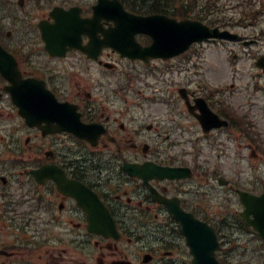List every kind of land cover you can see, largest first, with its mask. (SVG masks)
Listing matches in <instances>:
<instances>
[{
  "label": "flooded vegetation",
  "instance_id": "flooded-vegetation-1",
  "mask_svg": "<svg viewBox=\"0 0 264 264\" xmlns=\"http://www.w3.org/2000/svg\"><path fill=\"white\" fill-rule=\"evenodd\" d=\"M33 1H0V43L40 94L41 101L32 104L33 116L47 117L28 126L9 93L11 83L0 73V264H175L178 257L188 258L182 222L171 210L214 222L218 230L223 225L202 213L226 210L209 205L215 180L201 171L208 162L180 156L181 135L172 138L178 127L167 129L164 122L154 121L160 116L148 108L150 96L123 92L131 91L137 77L130 73L138 66L146 72L141 75L153 76L148 72L152 68L184 59L178 63L183 69L195 58L185 54L149 63L123 58L114 49L89 46V35L101 40L102 32L116 25L94 18L99 0ZM56 6L65 11L77 7V16L90 19L83 27L82 48L64 56L50 55L38 29L41 21L54 23ZM136 41L142 47L152 44L147 35H137ZM121 65L123 71L118 70ZM121 71L128 86L118 83ZM199 97L189 90L187 105L196 106ZM213 109L233 123L225 107ZM192 117L184 132L197 145L200 139L189 126L199 122ZM127 165L141 166L147 178L152 165L190 168L192 177L153 178L146 185L143 177L128 173ZM86 210H109L119 235L89 231Z\"/></svg>",
  "mask_w": 264,
  "mask_h": 264
},
{
  "label": "rangeland",
  "instance_id": "rangeland-1",
  "mask_svg": "<svg viewBox=\"0 0 264 264\" xmlns=\"http://www.w3.org/2000/svg\"><path fill=\"white\" fill-rule=\"evenodd\" d=\"M215 1L218 5L211 9L214 12V18L220 19L222 22L228 24L229 30L238 34L243 33L248 39L264 28V19L262 25L258 26H255L253 25L254 23L248 21L244 23L240 21L238 24V18L241 14L238 4L242 5L246 0ZM138 2H141V0H138ZM262 47L261 51H259L258 46L247 47L244 49L239 44L232 43H228L227 45H224V47H207L204 51L205 53L201 56L204 59L199 60V62L195 64V71L204 70L206 72L207 81L210 84L209 87L214 88L213 86H220L221 88H224L226 99L231 106L238 110L240 114L249 116L255 122L258 132H260L264 138V75L258 73L252 64L254 58L259 53H264V43ZM229 48L232 50L234 49L232 54L228 52ZM242 52H244V59ZM234 53L239 55L238 64L233 62L232 58ZM234 67H237L238 69L234 70ZM122 69L123 67L121 65L120 70ZM189 71V69H185L184 71H178L170 75H167L168 72H165L164 77L158 79L153 77L155 75H141L146 72L137 68L130 73V75L137 77V79H133L130 84V86H132L131 91L125 90L123 94L133 96L146 94L155 96V100L148 103V108L151 110L152 114L154 116L159 115L161 117L160 119L165 122L170 123L171 121H179L176 125L178 127H184L192 122V118L185 109L178 106L174 114L175 116L167 118L166 110L168 108L164 106L163 110L160 103H155L156 101H162L160 99L162 96L178 95L180 85L190 84L191 86V83L197 80V76L194 73H189ZM117 77L119 84H125L128 86V77L126 78L122 71L118 72ZM172 79L175 80V84L174 82L170 83V80ZM190 127L191 126H189V128ZM181 132L182 130L180 129L174 130V133L172 131V137L179 135ZM204 145L205 147H208V144L204 143ZM183 147L184 146L178 148L180 149ZM237 149L238 148L234 146H230L225 150L223 148H213L212 150L210 149L211 151L209 148H205L204 151H201L199 158L211 162L207 166V168H210V173L214 171L213 164L215 162H220L222 168L221 173L226 178L234 179L240 175L241 184H239V186L248 185L251 181V171L253 169L257 170L259 173V180L261 181L262 186H264V162L255 163L249 161L246 150H241L239 152V149ZM178 152H180V150ZM219 153L222 155L220 158L217 156ZM243 154H246V157L244 160H241L240 157ZM261 156L264 159V156ZM252 165H255V167ZM213 184L214 186L211 188L212 197H210L209 205L213 207H223V209L225 208L226 210H202V213L213 218L214 221H218L220 218L219 221H222L223 218L226 219V217L230 215L227 219L230 218L231 221V219L235 218L233 215L239 211L236 210L239 207L236 195L234 192H230L227 188H220L216 181ZM247 185L245 188L248 189L249 186ZM134 217L137 218V222H141L139 214H135ZM222 234L226 238V248L230 251L227 258L232 264H264V245L257 240L254 234H249L242 228L234 230L225 229L222 231Z\"/></svg>",
  "mask_w": 264,
  "mask_h": 264
},
{
  "label": "water",
  "instance_id": "water-1",
  "mask_svg": "<svg viewBox=\"0 0 264 264\" xmlns=\"http://www.w3.org/2000/svg\"><path fill=\"white\" fill-rule=\"evenodd\" d=\"M99 12H104L103 6L98 8ZM74 15V13H69ZM52 16L56 20L54 26L42 25L43 37L47 42V47L51 48L57 42L69 44L71 47H79L81 31L78 28L75 17H67L61 11H56ZM127 19L122 24V28L118 27L116 35L107 36L103 41V46H112L128 57L145 56L152 57H171L179 54L190 47L197 41L208 40L210 38H228L233 37L227 32H220L218 28L210 29L200 22L183 21L178 22L175 19H169L165 16H150L147 18ZM123 32L120 34V32ZM136 33H146L153 37L154 44L147 50L139 49L135 45L134 38ZM107 34H105L106 36ZM91 36V35H90ZM95 39V37L91 36ZM136 53V56H133ZM10 65L0 60V70L7 79L14 83V86H28L20 83V75L16 69L14 61L8 58ZM30 84V83H28ZM16 98V93L14 94ZM27 100L28 97L22 95L17 96V101ZM206 118V116H205ZM27 122L32 125L36 118L27 117ZM46 120V118H39ZM67 129V128H66ZM78 133L77 129L73 130ZM181 176L180 172L178 177ZM241 202L245 206V212L242 213L244 220L249 226H253L264 239V195L257 197L251 194L240 192ZM91 217L99 214L103 215L101 210H87ZM253 215V218L251 216ZM189 218V217H188ZM183 232L187 236L188 243L192 248L195 256L194 264H220L215 258V251L218 248L217 238L212 228L196 221L194 219H183Z\"/></svg>",
  "mask_w": 264,
  "mask_h": 264
},
{
  "label": "trees",
  "instance_id": "trees-1",
  "mask_svg": "<svg viewBox=\"0 0 264 264\" xmlns=\"http://www.w3.org/2000/svg\"><path fill=\"white\" fill-rule=\"evenodd\" d=\"M129 1L133 2V5L138 4V0ZM149 3L148 5L152 6L155 12L167 13L173 17H193L206 21L210 25L221 22L220 19L214 18V14H210L214 13L211 9L215 6L211 0H154ZM214 3L216 4V1ZM141 7L144 8V6Z\"/></svg>",
  "mask_w": 264,
  "mask_h": 264
}]
</instances>
